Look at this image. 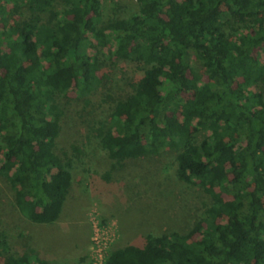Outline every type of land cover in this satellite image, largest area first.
Instances as JSON below:
<instances>
[{
    "label": "trees",
    "instance_id": "trees-1",
    "mask_svg": "<svg viewBox=\"0 0 264 264\" xmlns=\"http://www.w3.org/2000/svg\"><path fill=\"white\" fill-rule=\"evenodd\" d=\"M103 1L0 0V182L14 207L58 220L79 161L55 153L59 101L98 89L115 56L136 74L91 129L111 171L174 149L178 181L210 203L187 232L103 264H264V0H128L137 13L106 20ZM0 259L49 264L10 254L2 232Z\"/></svg>",
    "mask_w": 264,
    "mask_h": 264
},
{
    "label": "rangeland",
    "instance_id": "rangeland-1",
    "mask_svg": "<svg viewBox=\"0 0 264 264\" xmlns=\"http://www.w3.org/2000/svg\"><path fill=\"white\" fill-rule=\"evenodd\" d=\"M102 7L103 20L138 12L136 3L128 0H105ZM106 65L101 86L89 96L71 91L59 101L63 117L55 153L75 155L79 161L74 163L72 187L58 220L37 224L25 219L0 182V232L10 254L33 250L49 264H99L100 253L106 256L126 245L139 246L148 234L187 232L210 203L201 188L178 181L174 149L129 160L111 171V161L98 148L91 129L108 114V103L123 93L136 71L115 56ZM71 146L81 153L76 156Z\"/></svg>",
    "mask_w": 264,
    "mask_h": 264
},
{
    "label": "built area",
    "instance_id": "built-area-1",
    "mask_svg": "<svg viewBox=\"0 0 264 264\" xmlns=\"http://www.w3.org/2000/svg\"><path fill=\"white\" fill-rule=\"evenodd\" d=\"M102 256H103V257H102ZM104 258H105V256L102 255V253H100V254L98 255V260H97V262H98L99 264H103V262H104Z\"/></svg>",
    "mask_w": 264,
    "mask_h": 264
}]
</instances>
